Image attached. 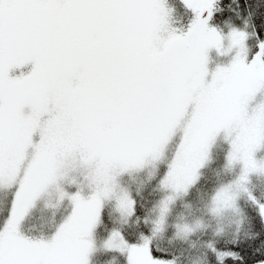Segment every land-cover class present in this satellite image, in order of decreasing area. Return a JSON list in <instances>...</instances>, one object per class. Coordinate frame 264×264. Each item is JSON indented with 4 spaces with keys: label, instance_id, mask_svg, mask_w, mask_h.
<instances>
[{
    "label": "snow or ice",
    "instance_id": "1",
    "mask_svg": "<svg viewBox=\"0 0 264 264\" xmlns=\"http://www.w3.org/2000/svg\"><path fill=\"white\" fill-rule=\"evenodd\" d=\"M74 76L79 87L60 90L55 115L69 125L63 151L79 152L91 167L71 179L62 197L67 209L54 217L50 236L25 227L39 190L11 196L9 210L0 211V264H93L95 238L103 233L104 255L117 264H193L194 258L195 264H264L260 188L234 209V222L181 228L166 209L150 218L149 209L116 187L121 169L160 155L172 127L168 106L189 82L206 87L229 80L234 92L264 91V0H0V150L14 103L18 111L46 83ZM218 107L226 118L228 98L220 97ZM93 147L100 149L95 156ZM187 149L185 142L178 153ZM58 155H49V179L56 182ZM201 165L193 157L185 168L178 154L160 179L191 193ZM68 232L79 239L72 255L62 251ZM161 236L177 243L161 244Z\"/></svg>",
    "mask_w": 264,
    "mask_h": 264
},
{
    "label": "rangeland",
    "instance_id": "2",
    "mask_svg": "<svg viewBox=\"0 0 264 264\" xmlns=\"http://www.w3.org/2000/svg\"><path fill=\"white\" fill-rule=\"evenodd\" d=\"M227 61L228 58L224 57L221 62ZM78 87L77 76L67 81L46 83L31 94V99L23 100L18 111L14 103L12 116L3 132L0 210L8 206L13 194L26 189L27 176L41 158L44 157L47 166L49 155L59 154L60 181L50 180L48 175L33 188L39 190V195L30 209L25 227L37 237L53 234L54 217L58 219L63 216L67 209L62 197L71 191V179L83 175L85 167H91L85 164L79 152L63 151L69 125L55 115L60 107V90ZM235 87L229 80L220 82L218 86L210 83L206 87L189 82L186 90L168 106L167 121L172 127L159 143L160 155L148 159L141 167L124 168L117 173L116 187L134 197L135 189L146 179L160 172V177H163L169 162L178 154L185 168L193 157L201 159L199 181L202 175L214 180L222 177L213 189L208 188L210 191L203 194L199 193L201 188L196 189V184L191 195L186 189L174 191L160 179L162 195L151 218L166 209L169 221L181 228H195L210 220H216L219 226L229 219L233 222L238 219L234 209L246 203L254 190L260 188L264 192V91L248 94L244 91L234 92ZM220 97L228 98L226 118L218 107ZM160 135V131H157L155 138L159 139ZM185 142L187 151L178 153ZM41 145L45 146L43 154L39 151ZM99 151V148L93 147L89 154L95 156ZM100 163L103 165V159ZM183 179V174H178L175 183H183ZM5 197L8 198L6 202ZM107 207L112 220L118 222L120 218L111 204ZM116 226L122 225L117 223ZM170 237L176 239L175 236ZM64 238L69 240L62 242L63 253L74 254L79 244L78 236L75 232H68ZM106 239L107 233L96 236L95 246L99 254L93 264L97 260L102 264ZM114 262L117 264L115 259Z\"/></svg>",
    "mask_w": 264,
    "mask_h": 264
},
{
    "label": "trees",
    "instance_id": "3",
    "mask_svg": "<svg viewBox=\"0 0 264 264\" xmlns=\"http://www.w3.org/2000/svg\"><path fill=\"white\" fill-rule=\"evenodd\" d=\"M44 170H46V174H49L48 166L44 167L41 162H37V165L34 166L32 170H30L31 173L27 176L28 183L26 188L33 189L36 185L42 183L44 181V176L41 173ZM161 173L162 172H160L157 176L146 179L134 191L135 199L141 205L149 209L150 218L153 215L155 206L162 195L161 180H160ZM202 177L203 178L196 185V189L199 190L201 188V191L199 193L207 192V190H209L208 188L213 189V187L222 179V177L217 178L216 180H214V178L210 179L209 177H205V176ZM11 204H12V200L10 199L8 206L5 207L4 209H1V211L9 210ZM160 239H161L160 240L161 244L164 245H175L177 243V240L176 239L173 240L172 238L160 237ZM67 240H69V238H64L62 242ZM102 256H103L102 264H115L113 257H106L104 254ZM95 264H99L98 260L95 262ZM193 264H195V258L193 260Z\"/></svg>",
    "mask_w": 264,
    "mask_h": 264
},
{
    "label": "crops",
    "instance_id": "4",
    "mask_svg": "<svg viewBox=\"0 0 264 264\" xmlns=\"http://www.w3.org/2000/svg\"><path fill=\"white\" fill-rule=\"evenodd\" d=\"M23 164H24V162H23Z\"/></svg>",
    "mask_w": 264,
    "mask_h": 264
}]
</instances>
